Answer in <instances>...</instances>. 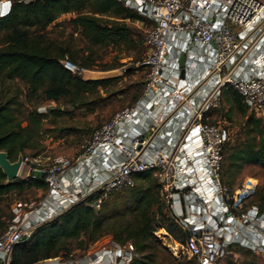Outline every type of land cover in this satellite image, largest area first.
<instances>
[{
	"label": "built area",
	"instance_id": "2783aa9c",
	"mask_svg": "<svg viewBox=\"0 0 264 264\" xmlns=\"http://www.w3.org/2000/svg\"><path fill=\"white\" fill-rule=\"evenodd\" d=\"M121 1L153 23L145 36L142 95L96 127L77 154L36 168L45 172L49 189L38 206L20 211L0 234V264L12 263L15 248L37 226L101 191L95 202L99 208L112 192L134 187L136 176L150 169L157 170L163 199L189 232L184 248L195 264H217L231 246L244 242L264 252V237L255 242L242 233L238 237L229 202L222 214H212L214 226L181 197L189 190L197 202L211 196L214 204L227 193L219 172L223 139L207 115L218 107L225 86L233 85L264 119V0ZM63 64L73 72L84 71L68 57ZM56 105L49 101L38 110ZM190 129L196 137L186 136ZM184 141L192 144L186 152ZM113 155L115 161L109 163ZM104 166L106 178L100 177ZM70 172L75 176L67 180ZM136 255L132 242L111 241L82 259H55L57 264H129Z\"/></svg>",
	"mask_w": 264,
	"mask_h": 264
},
{
	"label": "trees",
	"instance_id": "16d2710c",
	"mask_svg": "<svg viewBox=\"0 0 264 264\" xmlns=\"http://www.w3.org/2000/svg\"><path fill=\"white\" fill-rule=\"evenodd\" d=\"M11 2L10 11L0 15V150H5L9 158L16 161L20 154L28 157V151L32 152L30 156L40 154L38 136L48 117L62 116L61 103L75 108L97 103L98 98L92 96L100 91V87L109 92V84L117 82L121 77L85 79L80 72L66 68L63 60L68 57L79 67L89 70L120 67L121 64L96 65L92 58L99 51H94L93 47L105 48L112 43H122L129 49L137 47L142 43L143 36L140 32L136 33L127 21H145L146 17L127 7L121 0ZM68 13L76 14L71 25L80 35V41L85 43L82 47H74L73 35L54 38L48 30L62 15ZM135 33L137 38H134ZM85 51L90 52V55ZM7 81L22 83L29 97L35 101L27 126L23 125L18 114L23 106L20 100L22 90L17 88L12 93ZM143 82L136 84L131 104L140 98ZM221 97L231 104V111L235 108L247 113V105L233 85L225 86ZM49 101L58 104L47 112H40L39 104ZM249 119L255 145L244 148L239 144L232 158L264 167V119L255 116ZM156 172L150 169L139 173L134 187L112 192L99 208L95 202L101 196V191L37 226L15 248L11 264H36L54 257L63 260L73 258L78 251H88L105 235H112L114 241L121 244L132 242L135 245L137 255L129 264H152L153 258L148 248L158 227H165L171 233L178 231L184 243L189 236L188 230L176 220L171 210L164 211L163 205L167 208V203L163 200L162 185ZM6 179L0 168V234L15 217L11 212L12 198H5L7 195L16 192L23 194L31 188L41 189L46 194L49 189L45 177L30 174L11 182ZM229 204L230 213H233L231 201ZM191 259L195 262L194 258Z\"/></svg>",
	"mask_w": 264,
	"mask_h": 264
},
{
	"label": "rangeland",
	"instance_id": "374dc122",
	"mask_svg": "<svg viewBox=\"0 0 264 264\" xmlns=\"http://www.w3.org/2000/svg\"><path fill=\"white\" fill-rule=\"evenodd\" d=\"M75 15V13L62 15L48 30L51 31V36L54 38H61L62 36L66 38L73 35L75 38L74 47L77 48L84 46L85 43L80 41V35L74 31L71 25V20ZM127 22L136 33L140 32L143 36L142 43L138 44L137 47L133 46L129 49L122 43H112L105 48L93 47L94 51H99L98 55L92 58L96 65L121 64L120 67L110 70H93L96 71L94 75L103 78L121 76L120 79L109 84V92L105 91L104 87H100V91L92 96V98H98L97 103L84 108H75L72 105L61 103L62 116L51 115L45 120L44 129L38 136L40 154L36 157L30 156L32 152L28 151V157H26L28 159L25 160L19 177H26L31 174L33 169L45 167L60 157H70L77 154L96 127L110 120L119 110L131 105L132 96L137 89L136 84L142 83L146 76L147 67L143 65L148 53L145 36L153 23L148 18L145 21L128 20ZM136 33L134 38H137ZM86 46H88L87 43ZM86 54L90 55V52H86ZM81 74L82 77L93 75L88 71H81ZM7 84L11 86L12 93L17 88L22 90L20 100L23 106L18 114L23 125H29V115L33 110L35 101L29 97L22 83L7 81ZM245 107L247 108L246 114L235 108L231 111V104L226 98L221 97L218 107H213L207 114L208 121L218 126L223 139L219 157L220 180L227 190L223 199H218L212 204L213 198L204 196L205 199L202 202H197L199 200H195L193 195L190 196L189 190L181 194V197L187 205L195 204L194 208L203 213L204 220H208L214 226H216V222L212 219V214H216L214 212L219 215L222 214L226 210L224 202L231 201L234 218L230 221L240 231L238 237L240 238L242 233V236L248 238L249 241L255 242L264 237V167L253 162L232 158V155L238 150L239 144L247 148L248 145H255L256 142L253 133L250 131L249 124L251 121L249 118L251 116L259 118V116L254 112L252 113V110L247 106ZM185 133V131H180L179 134L183 137ZM187 147V145L184 147L185 152L188 150ZM251 180L255 182L254 187L248 191V184ZM143 183L147 184L148 182L144 181ZM20 194L19 192L10 193L5 197L12 198L11 212L15 216L20 211L24 212L32 207L35 208L44 198L41 191L35 188ZM163 208L165 212H169L168 206L166 208V205H163ZM193 211L195 210L193 209ZM190 214L191 212L188 215ZM12 222L13 219L8 225ZM179 236L178 231L171 233L165 227L156 229L148 248L153 258L152 264H195L186 252L185 243L181 241ZM71 244L74 245L75 243L71 242ZM250 246L252 245L245 242L244 244L233 245L218 260L217 264H264V252ZM95 249L90 247L88 251H78L73 259H82L86 253L93 252ZM58 259L61 260V258Z\"/></svg>",
	"mask_w": 264,
	"mask_h": 264
},
{
	"label": "crops",
	"instance_id": "0c3cea01",
	"mask_svg": "<svg viewBox=\"0 0 264 264\" xmlns=\"http://www.w3.org/2000/svg\"><path fill=\"white\" fill-rule=\"evenodd\" d=\"M11 4H12L11 0H3L2 5H1V8H0V15H4V14L8 13L10 11V9H11ZM84 71H88L90 73H93V75H91V76H85L84 77L85 79H98V78H103V77H100V76H95L94 75V72H96V71L87 70V69H84ZM143 88H144V82H143ZM186 136H188V137H190V136L196 137L197 134H196V132L194 130L190 129V130H188V133L186 134ZM195 140H196V138H195ZM185 142L186 141H184L183 144H186L187 145L188 143H190V142H187V143H185ZM188 148L189 149L192 148V144H189L188 145ZM196 153H199L200 154L201 153L200 152V149H198ZM114 161H115L114 155L113 156H110L109 163H112ZM106 168L107 167L104 166V169L101 170L102 173L100 174V177H102V178H106L107 177L108 173L105 170ZM74 176H75V174L72 173V172H70L67 175L66 179L67 180H72L74 178ZM38 190H40L41 193L43 194V191L41 189H38ZM43 195L45 196V194H43ZM111 241H114L113 236L112 235H105L101 239H99L96 243H94L91 247L92 248H97L98 246H100L102 244L110 243ZM55 258H57V257L45 259V260H43V261H41L39 263H36V264H57L58 260L55 259Z\"/></svg>",
	"mask_w": 264,
	"mask_h": 264
},
{
	"label": "water",
	"instance_id": "95a60500",
	"mask_svg": "<svg viewBox=\"0 0 264 264\" xmlns=\"http://www.w3.org/2000/svg\"><path fill=\"white\" fill-rule=\"evenodd\" d=\"M180 63L182 66L185 65V55L181 56ZM80 74H81V72H80ZM182 74L184 75V70H183ZM25 160H26V157L23 154H20L16 161H12L9 158V155L5 150H0V168L2 169L4 174L6 175L7 182H11V181H13L19 177V175L22 171L23 165L25 163ZM31 174L33 176L44 177L45 172L42 170L33 169L31 171ZM25 238H26V236H25Z\"/></svg>",
	"mask_w": 264,
	"mask_h": 264
},
{
	"label": "bare ground",
	"instance_id": "6f19581e",
	"mask_svg": "<svg viewBox=\"0 0 264 264\" xmlns=\"http://www.w3.org/2000/svg\"><path fill=\"white\" fill-rule=\"evenodd\" d=\"M254 183H255L254 180L249 181L248 188H247L248 191L252 190V188L254 187Z\"/></svg>",
	"mask_w": 264,
	"mask_h": 264
}]
</instances>
